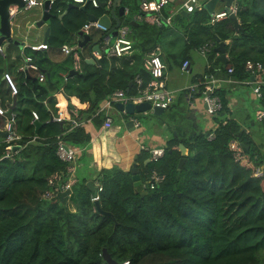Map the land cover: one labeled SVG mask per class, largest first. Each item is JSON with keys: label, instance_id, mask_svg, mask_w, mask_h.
<instances>
[{"label": "trees", "instance_id": "obj_1", "mask_svg": "<svg viewBox=\"0 0 264 264\" xmlns=\"http://www.w3.org/2000/svg\"><path fill=\"white\" fill-rule=\"evenodd\" d=\"M98 1L106 5L108 0ZM136 3L122 0L128 9L126 23L139 11ZM235 3L239 29L230 17L210 23L211 13L201 7L173 18L169 27L136 22L131 25L130 54L103 55L94 64L82 58L78 74L72 76L68 75L73 69L71 54L54 62L46 50L24 48V55L39 69L37 75L31 69L18 70L19 58L10 63L8 55L0 54V80L5 71L15 70L16 87L12 95L9 86L0 83V105L15 114L13 130L20 136L11 142L19 148L9 152L0 136V264H102L106 263L103 249L117 264L124 260L130 264H264V152L252 146L234 121H222L226 99L220 89L223 106L214 118L221 120L212 139L196 123L177 124L170 114L159 117L160 123L169 125L171 140L156 162L143 150L137 160L141 181L152 169L165 175L157 187L139 186L135 192L131 172L112 165L101 168L93 180L101 190L94 185L92 190L86 179L77 178L68 198L41 196L49 188L51 174H65L66 163L56 155L57 137L85 148L91 140L85 120L93 117L98 124L103 122L100 104L116 90L136 94L137 76L144 84L149 82L151 75L143 61L156 46L164 50L171 66L178 61L181 65L192 50L210 42V73L226 76L232 67L235 79L251 80L245 62L264 64V0ZM81 6L72 0H54L49 11L55 39L51 33L46 48H61L89 14L101 16L110 10L91 3L83 5L85 9ZM220 42L227 61L216 51ZM260 90L259 101L264 104V83ZM33 110L39 118L32 123ZM59 114L63 121L54 119ZM73 118L80 122L78 126H72ZM4 121L0 116V131L5 130ZM33 135L38 138L32 140ZM231 140L248 148L242 147L237 157L229 148ZM179 144L186 148L183 156ZM181 157L185 161L179 168ZM95 198L111 215L97 210ZM65 200L76 205L73 211Z\"/></svg>", "mask_w": 264, "mask_h": 264}, {"label": "crops", "instance_id": "obj_2", "mask_svg": "<svg viewBox=\"0 0 264 264\" xmlns=\"http://www.w3.org/2000/svg\"><path fill=\"white\" fill-rule=\"evenodd\" d=\"M219 3H221L224 8V2L220 0L216 3L214 8L215 11H218L216 8ZM111 5L106 4L105 6L107 9H109L111 8ZM38 7L40 8L38 12L30 13L29 10H31L33 7L29 9L24 7L18 10L13 9V11L16 13V17L11 24L12 35L13 38L18 42L24 43V46L19 47L13 43L7 45L5 49H3L1 46L3 49V54L5 53L6 56H9L10 63L18 58L21 63H23L24 48L30 47L31 45L44 44L43 38L47 27L50 28L47 35V41L51 33V35L54 36L55 33L53 34L54 31L52 29V22L50 19L39 27L34 25V22L42 15V6ZM65 12H63V15ZM126 14H124V16ZM129 20L132 21L131 18ZM70 21L72 24L73 21L71 18ZM114 24L115 21L112 20V25ZM127 24L129 25L130 22H121L120 25ZM92 31L93 32L91 35L93 36H91V41L88 42L91 44L94 41H97L100 37V34L103 33L102 30L99 29H93ZM53 38L55 39V36ZM81 39V36H79L77 32L70 35L69 39L64 45L74 47L83 59L88 60L90 59V51L92 47L85 45L80 47L78 44ZM40 50H46L50 59L54 62H60L67 56L61 52L60 48H52L51 46H48L46 49L41 48ZM162 56L163 62L165 64L164 88L171 91L173 95V102L169 108L166 109H169L170 116L177 124L186 123L187 125H192L196 123L204 132L215 130L218 127L219 121L221 119H215L214 116H209L205 111V104L201 97L197 93L188 90L189 85L198 82L202 79L206 72H209V70L206 68V59L199 54L197 49L192 50L187 58L189 61V66L187 70H182V64L179 65V61L175 64H171L170 66L169 61L165 59L163 53ZM13 71L15 72V70L5 71L4 74H8L10 76V80L15 86ZM31 73L37 75L35 71H32ZM223 78L235 79L230 73H226V76H220V79ZM235 80L236 81L234 82L221 81L218 84V89L223 92L226 99V111L222 121H234L239 126L241 131L244 132L245 136L251 140L252 146L257 150L264 152V120L259 121L256 118V115L260 110V104L252 91L254 85L245 82L246 79ZM0 83H6L9 86L8 82L3 77H1ZM102 105L103 102L100 104V108ZM72 111L76 113V108L72 107ZM110 114L112 116V121L114 118L118 119L119 122L117 126L113 125L112 122L108 128L104 129L103 122L98 124L93 117L85 120L83 123L86 130L91 135V140L85 146V148L77 153L76 170L78 168H84L85 172L82 176V179H86V181H92L93 185L95 183L93 180L101 168H108L112 165H117L125 171H130L133 163L137 164L138 156L141 153L139 148L140 145L165 147L168 140H171L170 136L168 135L169 131V133H171L169 125L166 122L160 123L157 116H154L151 111H147L143 114L130 115L131 118H136L138 121L141 119L140 116H144L146 118V121H144L145 123H140L138 128L126 127V121L130 117L126 118L125 114H121L117 110H110ZM6 115H9V113L7 112ZM101 120L103 121L102 117Z\"/></svg>", "mask_w": 264, "mask_h": 264}, {"label": "built area", "instance_id": "obj_3", "mask_svg": "<svg viewBox=\"0 0 264 264\" xmlns=\"http://www.w3.org/2000/svg\"><path fill=\"white\" fill-rule=\"evenodd\" d=\"M24 3V8L29 9L34 6H42L43 0H22ZM208 0H139V11L132 16V21L141 22L145 21L149 24H152L158 28L164 26H171L173 22V18L175 14L180 13L181 11H186L190 13L195 10V8H205V4ZM54 2V0H50V6ZM72 3H76L79 5H85L86 3H91L93 6H98V0H72ZM107 5L112 4V0H108L106 2ZM238 10V6L233 0L232 3L228 6V10L224 8L218 11L213 10L211 13L210 23L217 22L219 20L228 18L232 13L236 15ZM128 11L127 8H124V14ZM93 29H99L102 31H106L101 29L97 22H89L87 21L80 30L83 34L91 36ZM132 33V26L120 25L116 29L115 37L110 36V32H105L104 34H100V38L97 40L98 49H94V46L91 45L90 58L95 62L99 60L103 55L106 56H122L125 54H130L132 52V40L130 35ZM30 48L32 50H39L41 48H46V44L40 45H31ZM211 48V43L206 42L197 50L200 55H202L206 59V68L209 70L211 68V61L207 57V53ZM61 52L65 55H72L74 65L73 68L75 70L80 69V64L82 57L76 49L69 45H63L60 48ZM0 54L3 55V49L0 46ZM23 55V53H22ZM23 63L18 67V70L24 71L27 69H31L34 71H39L38 67L31 61L29 56L23 55ZM143 66L147 72L151 75V78L147 84H144L143 78L137 76L135 78L136 82V94L132 96H127L123 90H116L111 93L106 99L103 101V105L99 109L103 114V128H108L112 121V116L110 114V110H117L115 107L116 102H121L124 105L127 102H132L133 104H137L143 101H147L150 103L151 108L153 106L161 107L163 110L169 108V106L173 102V95L171 91L164 88V78H165V64L161 58V50L159 46H156L151 52H149L143 61ZM189 66V61L185 59L182 63L181 69L187 70ZM245 70L249 72L252 80L246 79L245 82L253 84L254 87L252 89L255 94L259 104L260 110L258 111L256 118L259 121L264 120V104L259 101L262 97V93L260 90L261 84L264 83V64L260 61H246L245 62ZM233 68L229 67L227 69V73L232 74ZM3 78L8 82L10 89L12 90V95L16 93L15 86L10 80V76L8 74H4ZM39 81H43L45 79L44 75L38 74ZM221 81L234 82L235 79H220V77L215 76L213 73L206 72L202 79L196 83L189 85L188 90L191 92L199 94L202 101L205 104V111L209 116H215L219 111L222 110V100L220 95L218 94V84ZM98 111V112H99ZM121 114H127L126 110L123 109L119 111ZM7 114V110L4 109L0 105V116H3L4 121V131H7L8 134L4 137V141L7 143L5 149L9 152L12 149V141L17 140L20 136L13 130V124L15 122V114L11 112L9 115ZM32 119L31 122H35L38 120L39 115L36 111L31 112ZM57 121H63L64 117L59 115L54 117ZM133 121V125L135 128H138L140 125L139 121L136 118H131ZM72 126H78L80 124L79 121L73 118L71 120ZM215 130H211L207 134L208 139H212L215 135ZM38 138L36 135L31 137L32 140ZM57 148L56 155L62 162L66 163L65 174L60 172H55L51 174L48 178V187L42 193V198H56L60 194L66 195L67 198L71 194V188L73 184L77 181L76 176V156L77 153L82 150L80 147L70 146L62 141L59 137H57ZM140 150L146 151L149 154V158L151 161L156 162L164 153L163 147H151L140 145ZM229 148L232 150L237 157L242 153V146L236 140H231L229 142ZM5 156H8L6 153ZM66 176V178H65ZM165 178V175L158 172L156 169H152L146 179L141 181V187L144 189H153L157 187ZM95 188L101 190L100 183L96 181L94 183ZM108 264V263H102ZM119 264H130L128 260H124Z\"/></svg>", "mask_w": 264, "mask_h": 264}, {"label": "water", "instance_id": "obj_4", "mask_svg": "<svg viewBox=\"0 0 264 264\" xmlns=\"http://www.w3.org/2000/svg\"><path fill=\"white\" fill-rule=\"evenodd\" d=\"M218 1L220 0H208L205 4V9L208 12L212 13ZM221 1L224 2V9L228 10V6L232 3L233 0H221ZM121 2L122 0H113L109 14H103L101 16L89 14L87 16V21L97 22L98 26L101 29L106 30V32H110V36L114 38L116 35V28H118L121 24L120 17L124 16V6L121 4ZM99 5L105 6V3L99 2ZM23 6H24V3L22 0H0V46H2L3 49H5V47L9 45L10 43H13L19 47L24 46V43L18 42L17 40L13 38L12 29H11L12 21L16 17V13L15 11H13V9L18 10L20 8H23ZM49 8H50V0H43L42 15L38 20L34 22V25L36 27L41 26L42 24H44L51 18L52 14L50 13ZM81 9H85V6H81ZM187 14L188 13L186 11H181L180 13L175 14L174 19H177L181 15H187ZM229 17L234 21L235 28L239 29L240 25H239L236 15L231 13ZM112 20L115 21L114 25H112ZM136 24H137L136 22L130 21V25L134 26ZM49 30L50 28L47 27L44 33V38H43L44 44H46L47 35L49 33ZM78 34L82 38L78 44L80 47L84 46L86 43L91 41V36L83 34L81 30H79ZM94 49H98V45H95ZM216 51L219 52L220 57L223 60L227 61L228 58L226 56L224 44L222 42L218 44V46L216 47ZM86 61L90 64L95 63V61L91 58ZM75 74H78V71L75 69H71L68 73L69 76H72ZM46 75L49 78V73H46ZM115 107L119 111H122L123 109H125L128 115L143 114V113H146L147 111H151L153 115L160 116L164 111L161 107H157V106H153L151 108L150 103L147 101H143L137 104H133L132 102H127L125 105L121 102H116ZM103 117L104 116H102V118ZM126 127L127 128L134 127L133 121L130 118L126 121ZM7 134H8L7 131H0V136L3 138L6 137ZM240 145L242 147L245 146L248 148V146L244 145V143H240ZM178 146H179L182 156L185 155L186 148L182 144H179ZM16 148H19V145H13L11 150H15ZM184 161H185V158L181 157L178 162L179 168L182 166ZM130 172L132 174L134 191L137 192V188L141 185V179L138 173V167L136 163H133L132 167L130 168ZM87 185L92 186L93 185L92 181L90 180L87 181ZM91 188L92 190L95 189L94 186H92ZM94 203H95V207L97 208L99 212L106 214V215H111L110 212L103 211L100 208L97 198L94 199ZM102 258L108 264H117L110 258L109 254L107 253L105 249L102 250Z\"/></svg>", "mask_w": 264, "mask_h": 264}, {"label": "rangeland", "instance_id": "obj_5", "mask_svg": "<svg viewBox=\"0 0 264 264\" xmlns=\"http://www.w3.org/2000/svg\"><path fill=\"white\" fill-rule=\"evenodd\" d=\"M137 1V9L139 8V0H136ZM222 6V7H221ZM219 9H223V5H221V3H219L218 5H217V8H216V10H219ZM38 10H40V8L38 7V6H35V7H33L31 10H29V13L30 12H38ZM129 16V15H128ZM128 16H123V19H124V22L123 23H126V19L128 18ZM170 26V25H169ZM169 26H167V27H169ZM162 53L164 54V50H162V52H161V55H162ZM171 72H175V71H171ZM175 113V112H174ZM166 114H169V109L168 110H165L163 113H162V115L161 116H157V118H158V120H160V118H162V119H164V118H166ZM176 114V113H175ZM138 116H140V115H138ZM155 116V115H154ZM130 117V116H129ZM128 117V118H129ZM141 117V119H140V121H139V123H145L144 121H146L145 119V117L144 116H140ZM160 117V118H159ZM156 118V117H155ZM118 119L117 118H114V120H113V125H115V126H117V124H118ZM170 132V131H169ZM168 132V135L169 136H171V134ZM3 138V137H2ZM208 139V138H207ZM143 154L142 153H140V156H142ZM77 172H76V174H77V177H78V179L80 180V179H82V176H83V174H84V168H78L77 170H76ZM65 203L68 205V207H67V209L68 210H71V211H73L74 209H75V207H76V205L73 203V202H71V201H69V200H67V202H66V200H65Z\"/></svg>", "mask_w": 264, "mask_h": 264}, {"label": "clouds", "instance_id": "obj_6", "mask_svg": "<svg viewBox=\"0 0 264 264\" xmlns=\"http://www.w3.org/2000/svg\"><path fill=\"white\" fill-rule=\"evenodd\" d=\"M40 50V49H39ZM74 69V68H73ZM78 71V70H77Z\"/></svg>", "mask_w": 264, "mask_h": 264}]
</instances>
